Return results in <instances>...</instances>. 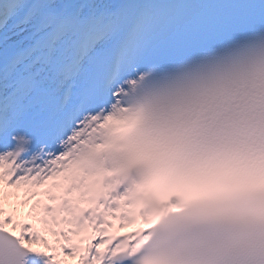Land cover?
<instances>
[{"label": "snow or ice", "instance_id": "6c2138e0", "mask_svg": "<svg viewBox=\"0 0 264 264\" xmlns=\"http://www.w3.org/2000/svg\"><path fill=\"white\" fill-rule=\"evenodd\" d=\"M61 254L264 264V0H0V264Z\"/></svg>", "mask_w": 264, "mask_h": 264}, {"label": "bare ground", "instance_id": "6f19581e", "mask_svg": "<svg viewBox=\"0 0 264 264\" xmlns=\"http://www.w3.org/2000/svg\"><path fill=\"white\" fill-rule=\"evenodd\" d=\"M24 199H25L24 192H23V190H21L19 192V194L17 193L16 195H13V196L9 197L8 200L5 201L6 210H8L10 212H13L15 219H17L18 221H21V215H22L23 212H25L24 218H33V217L37 218L38 215L36 213H31L32 204L35 203V201L37 199H39V200H41L43 202H49V201H47L46 197L40 196V197L32 198L26 204L25 203H20ZM26 206L29 207L28 210H25ZM30 213H31V215H30ZM39 229H40V227H39ZM46 236H49L51 241L54 243V238L49 232H47ZM75 264H78V262L75 263Z\"/></svg>", "mask_w": 264, "mask_h": 264}, {"label": "rangeland", "instance_id": "374dc122", "mask_svg": "<svg viewBox=\"0 0 264 264\" xmlns=\"http://www.w3.org/2000/svg\"><path fill=\"white\" fill-rule=\"evenodd\" d=\"M29 209V207L28 206H26L25 207V210H28ZM24 216H25V212H23L22 213V215H21V221H24V222H26V223H29V224H34L35 226V229L37 230V231H39L40 233H41V235H43V236H46V234H47V231H45L44 230V226L39 222V217L37 216V218H24ZM39 227H40V229H39ZM48 238H50L49 236H47ZM47 239V238H46ZM35 247H37V245H35ZM39 248V247H38ZM60 258L66 263V264H68V260H69V258L68 257H66V256H64L63 254H61L60 255ZM70 262V261H69Z\"/></svg>", "mask_w": 264, "mask_h": 264}]
</instances>
